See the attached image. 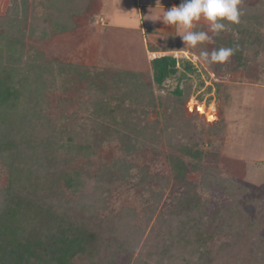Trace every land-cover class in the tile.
I'll use <instances>...</instances> for the list:
<instances>
[{
	"label": "rangeland",
	"instance_id": "rangeland-1",
	"mask_svg": "<svg viewBox=\"0 0 264 264\" xmlns=\"http://www.w3.org/2000/svg\"><path fill=\"white\" fill-rule=\"evenodd\" d=\"M7 1L0 0V9ZM30 1L28 4L32 6L23 20L18 19L19 13L12 14V8L7 14L0 10V35L4 31L13 40L17 36H24L19 40L23 44L18 43L15 47L21 48L25 56L32 58L31 65L23 69L19 62L20 53L15 52V48L7 49L5 43L2 44L4 40H0V57L10 58L11 65L18 63L16 75L26 76L20 81L22 87L31 83L36 88L32 93V97L37 99L35 110L52 123L59 132L60 142H68L72 147L67 152L58 151L54 157L60 162L58 167L62 170L71 171L73 166L81 170L83 185L77 192L68 191L71 198L77 200L95 193L98 180L93 174L105 171L115 163L130 166L123 168L121 179L104 184L101 188L102 204L98 217L110 223L117 221L122 211L134 212L135 218L125 224L121 220L118 228L125 233L131 227L139 229L143 238L135 254L151 261L154 258L152 255L162 246L163 234L168 225V219L160 223L158 217L166 213L172 189L181 191L186 187L185 184L174 182L169 162L171 153L179 155V150L171 147L167 138L151 127L157 114H150L139 121L133 120L138 132L129 134V143L126 144L128 149L124 150L115 131L117 123L111 126L106 124V118L99 109L100 102L110 91L106 85H101L98 77H88L87 73L88 69L95 72L101 69L139 71L143 72L144 78L148 76L152 84L148 66L152 58H145L147 62L144 61L139 26L143 22L149 39L151 26L148 24L154 15L147 13L149 9L143 7L144 0H92L87 14L74 20L77 24L74 30L44 38L41 31L29 30L28 21L32 17H43L47 13L48 1L38 0L41 4L36 0L30 4ZM155 1L165 6L163 12L164 8L169 9L170 3L181 2ZM247 1L264 5V0ZM139 5L142 7L139 8ZM15 19L19 21L18 24ZM174 27V40L167 43L165 35L160 34L154 44L149 42V47L158 45L160 49H171L168 54L184 51L199 56L201 51L211 52L213 46L223 47L217 38L223 41L227 34L209 33L212 35L211 43L192 49L183 45L179 38L183 29ZM195 30H207L206 23L201 21ZM203 65L204 70L198 78L192 77L190 81L183 79L180 87L183 84L190 86L189 99L193 97L195 102L205 103V108H199V113L208 114L214 110L216 119L207 123L205 115L196 113L193 117L195 133L186 142L202 151L200 168L193 169L191 159L183 155L180 157L188 167L187 178L195 185L198 195L204 197L212 213L218 212L220 216L213 222L214 226L209 225L210 230L216 232L215 240L208 244L213 264H222L224 261L234 264L237 259L252 254L250 248L254 239L264 237V86L255 85L257 81L248 78L240 70L215 64L214 68H209L224 75V80L219 91L212 96L206 89H198L201 76L205 77L204 72L210 70L207 64ZM84 69H87V73L81 76ZM251 69L253 74H261L260 70ZM25 96L28 97L27 94ZM210 105L214 109L209 110ZM15 110L18 114L26 112L25 105ZM29 113L32 115L31 109ZM146 140L148 142L142 144ZM83 146L87 148L86 152L79 149ZM142 172H146L149 178L154 176L155 180L139 191L135 185ZM6 184L7 170L0 162V190ZM234 201L243 207L250 220L241 232L236 231L235 226H229ZM225 223L228 225L225 226ZM177 254L175 260L181 263L186 254L182 251Z\"/></svg>",
	"mask_w": 264,
	"mask_h": 264
},
{
	"label": "trees",
	"instance_id": "trees-1",
	"mask_svg": "<svg viewBox=\"0 0 264 264\" xmlns=\"http://www.w3.org/2000/svg\"><path fill=\"white\" fill-rule=\"evenodd\" d=\"M47 1V13L39 19L31 16L28 21L29 30L41 31L44 38L74 30L77 26L74 20L87 14L92 4V0ZM28 3L29 0H8L0 10L7 14L12 8L11 13H19L18 19L23 20L32 6ZM240 8L243 12L241 23L230 25L224 31L227 34L223 41L217 38L223 47L236 49L227 63L219 65L240 70L248 78L255 79V85L264 86V5L241 0ZM15 22L19 23L16 19ZM165 37L167 43L174 40L173 36ZM12 38L4 31L0 35L7 49L15 48V52L20 53L18 60L25 69L31 65L32 58L15 47L18 43L23 44L19 40L24 36ZM214 49L218 47L213 46L211 50ZM9 59L0 57V162L7 170V184L0 190V264H213L208 244L215 240L216 232L211 231L209 225L214 226L213 222L220 216L218 212L212 213L204 197L198 195L195 185L187 178L188 167L180 157L191 159L193 169L200 168L202 151L186 142L195 133L193 117L196 113L183 110L191 87L187 84L180 87V84L183 79L198 78L204 63L198 59V65H194L184 60L176 67L173 54L157 57L151 62L152 84L148 76L144 78L143 72L139 71L101 69L95 72L91 69L92 72L88 69L87 73L84 69L81 74L87 73L94 79L98 77L101 85H106L110 91L100 102L99 109L106 124L117 123L115 131L124 150L128 149L129 134L138 132L133 120L139 121L150 114H157L151 127L167 138L171 147L179 150V155L171 153L169 162L174 182L186 187L176 191L172 186L168 209L158 217L160 223L168 219L163 243L152 255L154 258L148 261L135 254L143 238L141 231L131 227L125 233L118 228L121 220L125 224L134 219V212L122 211L117 221L110 223L98 217L101 188L121 179L123 168L130 166L115 163L107 170L93 174L98 180L95 193L77 200L71 198L68 191L77 192L83 185L81 170L74 166L71 171L62 170L54 157L58 151L67 152L72 147L68 142L61 143L59 132L52 123L35 110L37 99L32 93L36 88L31 83L22 87L21 80L26 76L18 77V63L11 65ZM214 66L207 64L208 68ZM249 68L260 70L261 74H253ZM209 73L215 71L210 69ZM204 74L208 79V72ZM204 80L198 85L199 91L205 87ZM220 84L214 83L212 88L205 89L215 95ZM21 105H25L24 114L16 113L15 108ZM79 149L87 150L85 146ZM153 180L154 176L149 178L142 172L135 186L142 191ZM231 212L229 226H235V230L241 232L249 224V216L237 201L233 202ZM180 251L186 254L181 263L175 260ZM250 252V256L239 258L234 264H264V237L252 241ZM133 255L136 256L133 258Z\"/></svg>",
	"mask_w": 264,
	"mask_h": 264
},
{
	"label": "clouds",
	"instance_id": "clouds-1",
	"mask_svg": "<svg viewBox=\"0 0 264 264\" xmlns=\"http://www.w3.org/2000/svg\"><path fill=\"white\" fill-rule=\"evenodd\" d=\"M240 4L241 0H181L179 6L164 8L159 21L166 26L183 29V34L179 36L182 44L196 49L212 42L209 33L218 35L230 25L241 23L243 12ZM201 21L206 23L207 30H195ZM235 51L232 47H220L211 52L201 51L198 59L205 64L223 65L233 57Z\"/></svg>",
	"mask_w": 264,
	"mask_h": 264
},
{
	"label": "crops",
	"instance_id": "crops-1",
	"mask_svg": "<svg viewBox=\"0 0 264 264\" xmlns=\"http://www.w3.org/2000/svg\"><path fill=\"white\" fill-rule=\"evenodd\" d=\"M143 2H145V4H144L143 7L144 8L145 7H148V9L150 11V12L148 11L147 13L149 15H152L150 13H153V15H154V17H151V21H149L150 24H148V26H151V29L149 31L150 32V38L149 39L147 38V36L145 34L146 30H144L145 28H144L143 22H141L140 23V26H139L140 27L141 36H142L143 50H144V54H145L144 55V61H146L145 58H148V57L149 58H152V60H153V59H155L157 57L165 56V55L168 54V50L167 49L157 48L158 45H152V47H149V42L151 41L154 44L156 42L155 39L160 34H163L165 36H174L175 35L174 34L175 27L174 26H165L164 27V25H162V22L159 21V18H161L163 16V10H162V8L165 7V6H162L161 4H157L158 2L155 1V0H144ZM176 2H178V1H174V2L170 3L169 4V9L173 5H175ZM140 7H142V5H139V8ZM159 24H160V26H159ZM162 27H164V28L161 29ZM175 52H177V51H175ZM152 60L148 62V66H149L150 70H151V62H152ZM214 74H215V76H217L220 79V82L219 83H222L223 82L222 79H223V76L224 75L222 76L218 72H216ZM201 77H202L203 80L205 79L203 75ZM228 77H229V74H228ZM208 80H209V77H208V79H205L204 80L205 81L204 82L205 83V87H211L212 88V86H208L206 84ZM205 87H203L202 89H205Z\"/></svg>",
	"mask_w": 264,
	"mask_h": 264
},
{
	"label": "built area",
	"instance_id": "built-area-1",
	"mask_svg": "<svg viewBox=\"0 0 264 264\" xmlns=\"http://www.w3.org/2000/svg\"><path fill=\"white\" fill-rule=\"evenodd\" d=\"M173 57L175 59L176 67L180 66L182 60L190 61L194 65H198V62H199L198 58L195 55L188 53V52H184V51L177 52V53L174 52ZM208 75H209V80L206 83L208 86L213 87L214 83L220 82V79L217 76H215V74L208 73ZM211 95L213 96L214 93H212ZM199 108H202V109L205 108V103L201 102V104H199V103H197V101L196 102L194 101L193 97H190V99L185 104V109L190 113L191 112L199 113ZM208 109L211 110L214 108H212V105H210L208 107ZM202 113H199V115L200 116L205 115L204 117H205V119H207V123H212V121L216 119V114H215L214 110L211 111V113L208 112L209 115L208 114H202ZM209 117H211V119H209Z\"/></svg>",
	"mask_w": 264,
	"mask_h": 264
}]
</instances>
